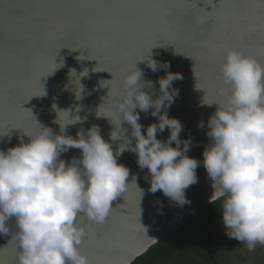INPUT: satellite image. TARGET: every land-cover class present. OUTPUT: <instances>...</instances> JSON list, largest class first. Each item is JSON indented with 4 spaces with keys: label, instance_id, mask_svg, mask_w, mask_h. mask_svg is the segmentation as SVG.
Wrapping results in <instances>:
<instances>
[{
    "label": "water",
    "instance_id": "obj_1",
    "mask_svg": "<svg viewBox=\"0 0 264 264\" xmlns=\"http://www.w3.org/2000/svg\"><path fill=\"white\" fill-rule=\"evenodd\" d=\"M232 48L264 62V0H0V132H8L0 137V150L17 146L21 138L27 143L25 132L38 134L37 123L59 135L54 123L59 109L82 121L69 125L65 135L77 138L78 131L97 126L115 152L123 138L112 141L110 134L119 123L114 103L124 94V77L135 67L141 70L142 79L154 83L144 90L155 100L160 77L182 76L171 85L179 94L167 112L183 125L180 139L191 140L187 155L200 161L197 182L185 190L188 203L176 205L162 190L151 193L148 169L141 170L137 155L125 151L117 163L129 168L128 183L135 177L127 194L112 202L103 228L84 216L78 219L87 231L81 251L95 264H123L134 257L132 264L213 202L214 181L203 166V153L211 144L207 125L218 105L202 101L206 93L217 98L220 68ZM151 58L155 72L147 62ZM85 70L87 75H81ZM136 111L146 135L147 126L158 123L154 109ZM123 129L134 146L131 125L122 120ZM169 135L165 128L157 139L166 141ZM81 155L82 150L71 148L60 159L71 162ZM8 225L9 233L0 234V264H17L15 217Z\"/></svg>",
    "mask_w": 264,
    "mask_h": 264
},
{
    "label": "clouds",
    "instance_id": "obj_2",
    "mask_svg": "<svg viewBox=\"0 0 264 264\" xmlns=\"http://www.w3.org/2000/svg\"><path fill=\"white\" fill-rule=\"evenodd\" d=\"M147 62L157 71L156 61ZM220 72L222 86L216 91L217 98L209 99L206 93L202 101L218 105L207 125L211 144L203 153V166L214 181L212 201H222L225 234L255 252L258 246L264 248V62L232 48ZM142 77L135 67L123 79V96L115 100L119 123L112 122L116 130L110 140L123 138L115 152L97 126L86 133L78 131L77 138L65 135L69 125L82 121L69 110L59 109L54 121L60 126L59 135L37 123L38 134L25 132L27 143L21 138L17 146L0 150V234L9 233L8 221L15 217L18 231L12 240L21 249L17 264H95L81 251L87 231L78 219L84 216L103 228L114 209L112 202L127 194L135 177L128 183L129 168L117 163L125 151L137 155L141 170L148 169L151 193L162 190L174 204L188 203L185 190L197 182L200 161L187 155L191 140L180 139L183 125L167 112L179 94L171 85L182 76L168 72L160 77V95L155 100L144 90L154 88V83ZM137 108L145 114L154 109L151 115L158 119L147 126L146 135ZM122 120L131 125L134 146L124 136L128 130L120 131ZM199 126L203 128V122ZM165 128L170 135L161 141L157 133ZM7 134L0 132V137ZM71 148L82 150L81 157H73L71 162L60 159ZM133 258L123 264H131Z\"/></svg>",
    "mask_w": 264,
    "mask_h": 264
},
{
    "label": "trees",
    "instance_id": "obj_3",
    "mask_svg": "<svg viewBox=\"0 0 264 264\" xmlns=\"http://www.w3.org/2000/svg\"><path fill=\"white\" fill-rule=\"evenodd\" d=\"M221 203L215 200L199 209L185 225L171 231L132 264H221L215 248L223 250L239 242L225 234ZM257 249L254 253L259 258Z\"/></svg>",
    "mask_w": 264,
    "mask_h": 264
},
{
    "label": "rangeland",
    "instance_id": "obj_4",
    "mask_svg": "<svg viewBox=\"0 0 264 264\" xmlns=\"http://www.w3.org/2000/svg\"><path fill=\"white\" fill-rule=\"evenodd\" d=\"M257 251L261 252L259 258L256 253L249 252L243 244H240V242H236V245L229 246L227 249L223 250L219 247L215 248V252H217V257L221 264H264V250L260 251L258 248ZM196 264L208 263L198 262Z\"/></svg>",
    "mask_w": 264,
    "mask_h": 264
},
{
    "label": "snow or ice",
    "instance_id": "obj_5",
    "mask_svg": "<svg viewBox=\"0 0 264 264\" xmlns=\"http://www.w3.org/2000/svg\"><path fill=\"white\" fill-rule=\"evenodd\" d=\"M248 35L252 38V39H254L255 38V32H249L248 33ZM118 210V209H117ZM127 215V214H126Z\"/></svg>",
    "mask_w": 264,
    "mask_h": 264
}]
</instances>
